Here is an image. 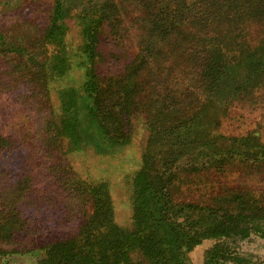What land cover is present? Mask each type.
I'll list each match as a JSON object with an SVG mask.
<instances>
[{
    "label": "trees",
    "instance_id": "16d2710c",
    "mask_svg": "<svg viewBox=\"0 0 264 264\" xmlns=\"http://www.w3.org/2000/svg\"><path fill=\"white\" fill-rule=\"evenodd\" d=\"M51 3L34 35L0 32L10 77L45 91L74 67L84 70L80 87L58 91L52 123L69 151L127 145L139 118L149 136L132 177L131 226L116 221L108 181L88 182L71 168L57 180L81 204L65 210L67 224L47 227L58 236L33 235L38 264H191L189 253L206 240L215 242L204 264H258L239 243L264 238V138L219 127L233 102L264 91V0ZM71 22L77 50L68 46ZM106 32L137 46L121 73L100 72ZM184 186L202 202L178 195ZM16 203L0 216V257L17 252L8 248L16 235L40 230H27Z\"/></svg>",
    "mask_w": 264,
    "mask_h": 264
},
{
    "label": "rangeland",
    "instance_id": "374dc122",
    "mask_svg": "<svg viewBox=\"0 0 264 264\" xmlns=\"http://www.w3.org/2000/svg\"><path fill=\"white\" fill-rule=\"evenodd\" d=\"M51 1L0 0V32L7 36L14 33L20 37L23 32L28 35L39 32L43 25L41 22L52 6ZM8 2L16 8L8 11ZM24 19L30 21L25 22ZM71 27L68 46L77 50L81 39L74 22H71ZM33 38L28 36L27 41ZM130 39L120 44L109 32L104 33L99 63L102 75L125 70L137 51L135 42ZM9 68V62L0 55V216L17 201L27 230L32 231L31 226L33 229L39 227L40 230L29 233L27 237H23L26 233L16 235L20 237L19 240L8 248L13 247L17 252L1 256L0 264H38L41 251L36 249L38 242L33 235L43 240L50 233L51 236H58L61 230L47 227L54 222L67 224L69 217L65 210L80 203L74 198H65L67 193H64V186L61 180H57L71 168L88 182L108 181L115 204L116 221L122 226H131L132 177L140 167L149 136L144 119L136 121L133 139L127 145H117L98 152L92 143H87L80 151H69L67 140L55 137L53 124L61 113L58 91L71 86L80 87L84 70L74 67L66 77L55 80L52 87L38 91V88L25 86L19 80L14 81L8 74ZM219 130L234 135L258 130L264 138V91H255L252 96L233 102ZM236 179L242 178L237 176ZM183 189L178 195L202 202L197 194L186 191L185 186ZM23 190L20 199L17 194ZM214 242L206 240L193 249L189 253L191 264H204L205 252ZM239 244V250L251 255L258 264H264V238L252 236Z\"/></svg>",
    "mask_w": 264,
    "mask_h": 264
}]
</instances>
